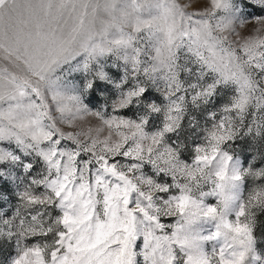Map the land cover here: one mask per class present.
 <instances>
[{
    "label": "snow or ice",
    "instance_id": "6c2138e0",
    "mask_svg": "<svg viewBox=\"0 0 264 264\" xmlns=\"http://www.w3.org/2000/svg\"><path fill=\"white\" fill-rule=\"evenodd\" d=\"M195 2L0 0V264H264V0Z\"/></svg>",
    "mask_w": 264,
    "mask_h": 264
},
{
    "label": "rangeland",
    "instance_id": "374dc122",
    "mask_svg": "<svg viewBox=\"0 0 264 264\" xmlns=\"http://www.w3.org/2000/svg\"><path fill=\"white\" fill-rule=\"evenodd\" d=\"M198 6H199V4L196 3L195 0H194L193 7H198ZM190 10H191V9H190ZM246 194H247V193H245V195H246ZM209 202L214 203L215 201H214V199L210 198V199H209ZM261 219H264V217H262Z\"/></svg>",
    "mask_w": 264,
    "mask_h": 264
}]
</instances>
